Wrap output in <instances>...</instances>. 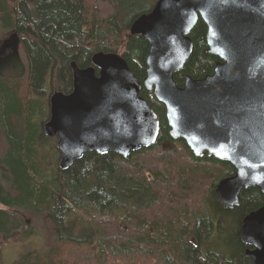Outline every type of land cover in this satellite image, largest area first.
<instances>
[{
	"label": "trees",
	"instance_id": "1",
	"mask_svg": "<svg viewBox=\"0 0 264 264\" xmlns=\"http://www.w3.org/2000/svg\"><path fill=\"white\" fill-rule=\"evenodd\" d=\"M156 1L0 0V28L17 31L26 73L21 78L0 74V121L22 116L25 125L0 146V245L35 233L24 223L22 206L48 211L55 236L13 264H254L240 228L242 218L264 203L263 194L248 187L238 205L226 206L216 187L235 167L207 153L196 156L183 138L171 137L166 107L151 90L143 87L141 95L156 110L161 130L150 147L127 157L87 151L62 168L55 143L33 142L36 133L48 138L42 115L49 94L72 89V61L85 67L93 64L94 52L115 51L143 80L150 43L130 33V26ZM206 33L200 16L190 35L193 51L175 73L179 85L185 75L212 73L219 60L207 50ZM25 83L32 93L26 100L17 91ZM44 146L57 149L50 165ZM233 228L225 239L230 248L204 250L216 231Z\"/></svg>",
	"mask_w": 264,
	"mask_h": 264
},
{
	"label": "water",
	"instance_id": "2",
	"mask_svg": "<svg viewBox=\"0 0 264 264\" xmlns=\"http://www.w3.org/2000/svg\"><path fill=\"white\" fill-rule=\"evenodd\" d=\"M207 24V50L219 57L202 78L175 73L190 57L191 31L199 17ZM150 43L146 74L141 81L118 52L99 50L93 64L72 61L69 92L50 94L47 136H58L60 166L66 168L87 151H115L125 157L152 146L161 123L141 95L145 87L166 107L169 134L183 138L196 156L229 161L235 171L220 180L218 198L237 205L244 188L256 186L264 197V0H157L130 26ZM20 58V37L12 30ZM21 59V58H20ZM242 242L246 254L264 264V203L245 215Z\"/></svg>",
	"mask_w": 264,
	"mask_h": 264
},
{
	"label": "rangeland",
	"instance_id": "3",
	"mask_svg": "<svg viewBox=\"0 0 264 264\" xmlns=\"http://www.w3.org/2000/svg\"><path fill=\"white\" fill-rule=\"evenodd\" d=\"M11 31H12L11 29L5 31L2 28H0V43L2 42L3 39L9 37ZM20 58H21V56H20ZM8 64L10 66H9L8 70H6L5 67ZM8 64L0 68V74L12 76V77H19V78L25 77V75H26L25 65H24L22 58L20 60V65L17 64L16 62H12V63H8ZM27 86L28 85L25 83V84L20 85V87L17 88V91H19L18 92L19 96L23 97L24 100H26V98L30 94H32L31 91L29 90V88H27ZM50 89H53L52 86H49L48 90H50ZM42 104L44 105L45 103L42 102L41 105ZM45 105L42 106L43 109H45ZM46 107H47L46 108V114L47 115H45V116L42 115L41 110L38 112V115L39 114H40V116L42 115L43 118L42 117L41 118H42L43 122H45L50 116V94L47 98ZM44 114H45V110H44ZM36 116H37V114H36ZM36 116L34 114L31 116V118H35ZM21 118H23V117L18 116V117H11V120H7L8 122L3 121V120L0 121V146H2L5 142H10V140L12 139L11 137L13 136V134L15 135L16 132H23V130L25 129V125H23ZM34 120H36V119H34ZM11 128H13V132L11 131ZM47 137L48 138L43 139L42 136L40 137V135L38 136V133H36L33 142H48L49 144L55 143L57 146V141H58L57 135L53 136V137H50V136H47ZM56 150L57 149H50V148H48V146H44L42 148L43 152H45V151L49 152L48 156L45 159V161L48 165L53 163V161L50 162L51 157L55 160ZM225 161H227V160H225ZM0 171H1V167H0ZM41 207L45 208L46 206L43 204V205H41ZM18 210L24 212V214H25L24 223L27 222V223L31 224L32 230L35 233L30 234V235L21 236L20 239H18V241H14V240L5 241L3 245H0V262H3V264H13L15 259L19 258L21 254H23L27 251H34L35 249L41 250L43 247L49 245L53 241V237H55L52 233V230H51L53 222L51 220L47 219V217H46V214L48 213V211L45 214L41 213V212L36 213L33 208L26 207V206H22ZM77 211H81V209H79ZM15 213L17 215L21 216L20 212H15ZM233 232H234V228H233V230L229 229V231L222 232V233L216 231L213 234V236L211 237V239H209V241L206 242V245L203 246L204 250H206L208 247H210L212 249L216 248L217 250H227L228 248H230V246H228L225 243V241H226L225 239L227 238L229 240V238L232 237ZM251 259H253V258L251 257Z\"/></svg>",
	"mask_w": 264,
	"mask_h": 264
},
{
	"label": "flooded vegetation",
	"instance_id": "4",
	"mask_svg": "<svg viewBox=\"0 0 264 264\" xmlns=\"http://www.w3.org/2000/svg\"><path fill=\"white\" fill-rule=\"evenodd\" d=\"M12 40L13 38L10 39L9 43L5 45L4 49H1L0 50V68L7 65L8 63H12V62H16L17 64L20 65V58L19 56L17 55V53L15 51H13V45L12 44ZM21 43V41H20ZM9 64L5 67L6 70H8L9 68ZM239 204V203H238ZM237 204V205H238ZM234 207V206H233ZM232 208V207H230ZM254 211V210H253ZM245 217V216H244ZM243 217V218H244ZM242 218V220H243ZM246 244V243H245ZM248 245V244H247ZM250 246V245H249ZM248 248H253V246H250ZM250 257V256H249ZM251 258V257H250ZM253 260V259H252ZM254 263V261H253Z\"/></svg>",
	"mask_w": 264,
	"mask_h": 264
}]
</instances>
